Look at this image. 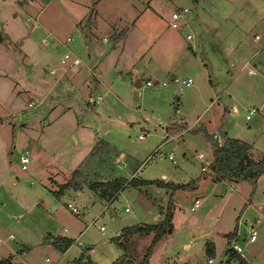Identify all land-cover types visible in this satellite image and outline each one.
I'll return each instance as SVG.
<instances>
[{"label":"rangeland","instance_id":"obj_1","mask_svg":"<svg viewBox=\"0 0 264 264\" xmlns=\"http://www.w3.org/2000/svg\"><path fill=\"white\" fill-rule=\"evenodd\" d=\"M181 9L189 10L191 41L169 25L171 15ZM133 21L129 38L133 42L136 35L137 40L129 50L134 54L141 41L137 55L149 47L156 62L131 55L122 65L107 55ZM228 35L231 44L233 39L251 47L258 44L257 76L248 74L256 70L253 64L243 68L242 61H236L242 46L231 49L230 60H222L236 62L235 67L219 62L224 69L220 73L197 48L204 44L209 52ZM0 39V262L74 264L88 250L97 264H112L122 252L111 239L126 227L157 223L171 203L172 232L154 247L149 264H208L207 241L215 246L212 264L224 262L234 244L242 249L238 255L246 264H264V174L252 193L246 181L204 178L207 172L196 159L199 154L205 161L212 159L202 131L217 133L218 107L223 108L228 96L219 95V102L216 96L236 75L232 88L241 106L233 114L226 109L220 123L238 130L253 124L246 120L251 106L245 89L264 79V0H0ZM66 54L79 58L75 71L60 65ZM172 77L192 84L180 85L178 95ZM149 79L168 85L147 87ZM97 97L98 106L86 104ZM182 122L187 125L182 137L165 140L168 129ZM260 133L257 150L264 154V128ZM100 141L112 149L100 147L93 153ZM25 152L30 162L22 172L19 157ZM170 154L176 164L168 160ZM185 168L192 169L188 177L180 176ZM74 171L77 187L56 199L49 191H58ZM116 174L127 181L183 177L179 181L185 178L191 184L173 194L166 187L127 186L109 204L88 190L89 184L112 181ZM199 197L200 207L191 212ZM235 226L237 239L228 245L225 235ZM252 229L257 239L249 243ZM54 238L77 241L62 254L51 244ZM151 238L135 236L123 242V260L140 264ZM230 264L240 262L232 259Z\"/></svg>","mask_w":264,"mask_h":264},{"label":"trees","instance_id":"obj_2","mask_svg":"<svg viewBox=\"0 0 264 264\" xmlns=\"http://www.w3.org/2000/svg\"><path fill=\"white\" fill-rule=\"evenodd\" d=\"M198 0H192L194 4ZM1 42V39H0ZM187 125L185 123H179L170 129L168 133L170 136L179 135L185 132ZM204 138L209 141L212 151V162L209 167V172L207 173L209 177L214 182L228 181L234 184L240 182H249L252 186V193L256 188L257 180L264 174V156L260 154L259 158L254 157V152L252 147L240 140L231 139L228 137L222 138V144L219 145L217 141L213 140V137L207 134L204 130L202 131ZM104 147L106 149H112L108 144L100 141L92 149L93 153L99 152V148ZM91 152V153H92ZM78 171L72 172L71 179L63 185H60L58 191H49L56 199H59L63 194L73 187H77L78 184H75L76 181L74 178L77 176ZM190 184L185 185H173L172 183H165L164 181L153 180L146 181L138 178H131L129 181L124 179V177H114L112 181L108 182H93L89 184L88 189L94 194L99 195V199H108V202H111L115 199L116 195L126 188L131 186L134 188L140 186L154 185L158 188H169L172 190L173 194L175 191L187 190L190 188ZM97 195V196H98ZM172 196V195H171ZM104 201V200H103ZM105 202V203H108ZM173 206L171 203L168 204L164 218L162 221L156 224H137L130 227L122 229L121 233L111 239V242L116 245V247L122 251L123 256L125 255V245L123 242H128L133 236H142L146 237L152 235L150 244L147 247L144 256L140 264H149L150 257L152 255L154 247L159 243L167 233H171L173 229ZM227 238V244L231 243L237 238V226H235L233 232L228 235H225ZM51 244L56 248V250L64 254L73 244L74 241L68 238H54L51 241ZM88 250H86L87 252ZM83 251L80 256L74 260V264H96L88 256H85L86 253ZM205 256L209 259H213L215 256L214 244L207 241L204 246ZM119 257L113 264H136L131 259L123 260V257ZM232 259H236L240 264H246V262L231 248L227 251V259L221 264H230ZM0 264H11L9 261H1Z\"/></svg>","mask_w":264,"mask_h":264},{"label":"crops","instance_id":"obj_3","mask_svg":"<svg viewBox=\"0 0 264 264\" xmlns=\"http://www.w3.org/2000/svg\"><path fill=\"white\" fill-rule=\"evenodd\" d=\"M199 1V0H198ZM195 22H197V20L195 21ZM135 22L133 21L131 24H130V26H129V28L128 29H125V31H124V34L118 39V40H116L115 42H113L112 44H113V47H112V50L111 51H109V53L107 54V55H110L111 54V56H110V58L112 59V60H115L116 59V61H117V63H119V64H122V65H126V64H128L129 63V61H131V55H133L134 57H136L137 56V58H145V62H147L148 64H150V62H156V59H155V57L151 54V50H150V48L148 47L147 48V50H144L143 52H142V54H139V55H137L138 54V49L140 48V43H141V41H139L138 42V44H137V47H136V49H135V51H134V54H133V52H131L130 50H129V46L128 45H130L131 43L132 44H135L136 43V40H137V36L135 35L134 36V39H135V37H136V40H134L133 42H130V36L132 37L133 36V33H134V29H135ZM199 26H200V28H201V25L200 24H198ZM256 25H258V21H257V23H256ZM236 26V25H235ZM202 29V28H201ZM234 30V29H233ZM232 30V31H233ZM189 32H190V27H189V25H186V26H183L182 28H181V30L179 31V33H185L186 34V36L187 35H190L189 34ZM230 36L228 35L227 37H225V39H223L222 41L223 42H219L218 43V41L215 43V45H213V47H212V49H210V51L209 52H207L206 50H205V45L203 44L202 45V47H200L199 45H197V48H199V49H201L202 50V54L204 55V59H206V61H207V63L212 67V68H214V67H217V71H219V73L222 71V72H224V69H223V67L220 65V63L219 62H229V65L231 66V67H235V65L237 64L236 62H231V61H229L230 60V58H232L231 57V55H229V53H230V51H231V49L233 48V47H236V49H237V47H238V49L240 48V50H238V53H236L237 54V60L236 61H240L241 62V64L243 65V68H245L248 64H253V66L254 67H256V70H252V69H250L249 71H254L255 72V75L257 76L258 75V49L256 48V47H258V44H256V46H254V47H251V46H249V45H247V44H244L243 45V43L241 44V41L239 42V39L237 40V39H233V41H235V42H233L232 44L230 43V39H232V36L229 38ZM256 37H257V39H256ZM186 38V37H185ZM227 38H229L228 39V41H226L227 40ZM254 40L255 41H258V36L257 35H255L254 36ZM191 48V46L188 48V49H190ZM252 49H257V50H255L254 51V53H252L253 51H252ZM136 50H137V52H136ZM250 51V52H249ZM194 55H196V51H191ZM195 52V53H194ZM208 53H210V54H208ZM249 53V54H248ZM252 53V54H251ZM113 54H115V58L113 59V57H112V55ZM209 55H211V57H209ZM108 58V57H107ZM109 59V58H108ZM223 59H229V60H227V61H222ZM249 62V63H248ZM215 63V64H214ZM249 71H248V74H249ZM98 74H100V72L98 73ZM249 75H251V74H249ZM255 75H252V76H255ZM237 75L236 76H234L233 78H232V80L230 81V83L229 84H224V88L222 89V91L220 92V93H218V96H216V101L217 102H219L220 101V97H219V95H221V94H226L228 97H226L225 98V103H223L222 105H223V108L222 107H218L219 108V110H220V112H221V115H220V117H218V119L217 120H219V124H217L216 125V129H217V133H213L212 134V136H214V135H217L218 136V138L222 141V138L223 137H228V138H231V139H237V140H240V141H243V142H245V143H247V144H249L251 147H252V150H253V152L254 153H259V154H262L261 152H258V150H257V147H258V137H263L262 135H261V133H260V130H261V128H264V79H263V77L258 81V78H257V80H256V82L255 83H253V84H251L250 85V88L249 89H245V93L250 97V106L251 107H256V108H258V109H260V114L259 115H255V118H253V119H249V120H247V122H252L253 124H251V125H248V129H240V130H238L237 128H235V126L232 124V125H229V124H224L223 122H221L220 123V120L221 119H223V117H221V116H223V114H224V112H225V110L226 109H228L229 107H230V112L233 114V113H235L236 111H237V105L238 106H241V103H240V101H239V99H238V97H237V94L233 91V88H232V86L233 85H237ZM138 83V82H137ZM52 92L53 91H55V86L52 88V90H51ZM178 91H180V89H177L176 90V94H177V92ZM179 95V94H178ZM258 97H259V99L260 100H258ZM100 102H101V97H100ZM13 116V115H12ZM188 131H190V130H188ZM207 133H209V132H207ZM165 135H168V134H166L165 133ZM176 137H182L180 134L179 135H177ZM179 138V139H180ZM249 139H252V140H249ZM103 142V141H102ZM105 143V142H104ZM107 144V143H106ZM112 148V147H111ZM262 155H264V154H262ZM120 157H122L123 158V155H120ZM210 162H212V159L210 160ZM190 170H192L191 168H188V170H187V168H185V169H183V172H180V176H183V177H188L187 176V171H189V173H190ZM210 170H209V168L205 171V172H209ZM206 175V174H205ZM120 175H118V174H116V175H114V177H119ZM209 175L207 174L204 178H206V177H208ZM183 177L182 178H179V179H177L176 177H172L171 179H169L168 177H164V179H163V181L164 180H166V181H164L165 183H172L173 185H185V184H187V183H185L184 182V180H185V178H184V180H183V182H181V181H179V180H181V179H183ZM201 177H203L202 175H201ZM135 178H137V177H135ZM141 180H143V179H141ZM156 180V179H155ZM147 181V180H146ZM151 181H153V180H151ZM213 181V180H212ZM95 182H108V181H104V180H96ZM231 183V182H230ZM154 186V185H153ZM194 186L195 185H193L192 186V188H194ZM89 190V189H88ZM122 191V190H121ZM120 191V192H121ZM119 192V193H120ZM68 193V192H67ZM118 193V194H119ZM66 194V193H65ZM64 194V195H65ZM118 194L116 195V197H115V199L114 200H116V198H117V196H118ZM96 195V194H95ZM97 196V195H96ZM97 198H98V196H97ZM99 199V198H98ZM196 199V198H195ZM198 199H201L200 197L198 198ZM100 200V199H99ZM114 200H112V201H114ZM111 201V202H112ZM111 202H108L107 204H109V203H111ZM40 205H43L42 203H38L36 206H40ZM173 217H174V212H173ZM163 218H164V214H162V216L160 217V219H159V221L158 222H160V221H162L163 220ZM172 221H173V219H172ZM157 222V223H158ZM156 224V223H155ZM130 227V226H129ZM85 231L86 230H84L81 234H80V236H83L84 235V233H85ZM65 232H66V230H65ZM121 233V232H120ZM119 233V234H120ZM118 234V235H119ZM117 235V236H118ZM117 236H115V237H117ZM137 236V235H136ZM237 236H238V234H237ZM114 237V238H115ZM133 237H135V236H133ZM68 239H70V238H68ZM237 239V238H236ZM71 240H73L74 241V244H75V242L77 241V240H75V239H71ZM78 245L80 246V244L78 243ZM72 247V246H71ZM70 247V248H71ZM187 247H188V245L186 244L185 245V248L187 249ZM25 248V251H26V249H27V247H24ZM69 248V249H70ZM68 249V250H69ZM214 249H215V246H214ZM67 250V251H68ZM24 251V252H25ZM22 252V251H21ZM83 252V251H82ZM81 252V253H82ZM86 252V251H85ZM122 252V251H121ZM80 253V254H81ZM86 255L85 256H88L94 263H96L97 264V262L96 261H94L91 257H90V255L88 254V251L85 253ZM122 255V254H121ZM121 255L119 256V257H121ZM80 256V255H79ZM152 256V255H151ZM119 257L117 258V259H119ZM151 258V257H150ZM207 258V257H206ZM116 259V260H117ZM115 260V261H116ZM207 260H208V264H212L213 263V261H212V259H209V258H207ZM209 260H211L212 261V263H209ZM46 261V260H45ZM114 261V262H115ZM150 261V260H149ZM113 262V263H114ZM47 263V262H46ZM112 263V264H113Z\"/></svg>","mask_w":264,"mask_h":264},{"label":"built area","instance_id":"obj_4","mask_svg":"<svg viewBox=\"0 0 264 264\" xmlns=\"http://www.w3.org/2000/svg\"><path fill=\"white\" fill-rule=\"evenodd\" d=\"M188 13H189L188 9H181V10H177L176 12H174L171 15V19H170V23H169L170 27L172 29H174V30L180 31L183 26L188 25V22L186 21ZM256 39H257V37H256ZM191 40H192V36L191 35H187L186 36V41H191ZM71 41L72 40L69 39V38L66 40L67 43H70ZM80 64H81V62H80L79 58H77V57H75L73 55H70V54L64 55L63 58L60 61V65L66 67L67 70H69V71H75L80 66ZM50 74H54V71H51ZM249 74L255 75V72L254 71H249ZM170 83L173 84L175 87H177V89H180V85H184L186 87H189L192 84L190 79H188L186 81H183V80H180V79H178L176 77H172L171 80H170ZM167 85H168L167 83H159V82H156V81L152 82L150 79H149V81L146 82V86L147 87L159 86V87L165 88ZM86 104L87 105H91V106H98L100 104V97L89 98ZM29 107H33V104H29ZM259 114H260V109H258L256 107H251L248 110V115L246 116V120H249L250 116H252V115H259ZM144 138H145L144 136H139L138 140L139 141H143ZM213 138H214V140H216L218 142L219 145L222 144V141L218 138L217 135H214ZM175 139H177V137H171L169 135L165 136V140H167V141L168 140H175ZM181 143L182 142H179V144H181ZM167 158L173 164H176L172 154L167 156ZM196 159L202 165V167H201V171L202 172H205L211 165L210 161H205L204 160V156L202 154L197 155ZM29 162H30V155H29L28 152L23 153L19 157L20 170L22 172L28 170ZM117 167H121V162H117ZM200 205H201V199H198V198L194 199L193 205L190 208V211L191 212H195L200 207ZM66 206H67V208L69 209V211L72 214L79 215V210L76 207L72 206L71 204H67ZM127 211L128 210L126 209V212ZM99 230L103 233L104 232V227H102V226L99 227ZM9 239H13V236L10 235ZM256 239H257L256 232L253 229L250 230L249 240H248L249 243L255 242ZM1 242H2V240L0 238V243ZM231 249L233 251H235L237 254H240L242 252V249L239 246L235 245V244L231 247ZM46 262H48V260H46ZM209 263H212V261L209 260Z\"/></svg>","mask_w":264,"mask_h":264},{"label":"water","instance_id":"obj_5","mask_svg":"<svg viewBox=\"0 0 264 264\" xmlns=\"http://www.w3.org/2000/svg\"><path fill=\"white\" fill-rule=\"evenodd\" d=\"M136 86L139 87L140 86L139 83H137ZM177 94H180V91H178Z\"/></svg>","mask_w":264,"mask_h":264}]
</instances>
